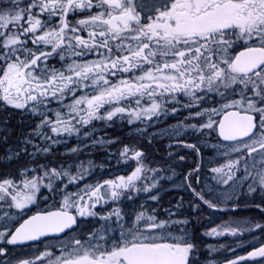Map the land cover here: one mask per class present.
<instances>
[{
  "label": "snow or ice",
  "instance_id": "1",
  "mask_svg": "<svg viewBox=\"0 0 264 264\" xmlns=\"http://www.w3.org/2000/svg\"><path fill=\"white\" fill-rule=\"evenodd\" d=\"M85 32L87 38L82 35ZM89 55L98 58L73 59L63 69L49 64L50 58L66 61ZM84 89H92L94 94L76 95ZM68 95L72 102L64 105L67 112L57 110L53 118L43 111H51L50 100L63 104ZM214 97H218L214 99L217 106L203 107ZM145 98L150 101L147 106L142 104ZM169 102L173 107L167 109ZM0 107L41 116L34 135L47 143L40 147L29 137L23 140L35 148L30 153L33 157L37 152L49 154L55 145L66 142L57 137L79 135L85 126L94 129L93 121L112 122L127 114L131 124L186 109L185 120L199 118L200 123L185 127L200 133L210 130L227 142L221 153L225 162L210 169L212 179L217 185L232 188L238 183L241 190L247 188L240 194L235 190L217 194L207 185L194 187L192 176L196 184L202 183L197 165L184 177L185 186L199 201L192 204V210L198 211L202 205L222 210L220 204L228 201L235 208L240 195L259 193L264 198V0H2ZM82 135L93 146L117 142L97 139L91 131ZM177 147L200 152L196 144L183 141ZM21 151L26 153L27 148ZM21 151L5 152L0 163L17 159ZM67 151L78 154L83 149L77 145ZM119 155L136 161L129 175L85 184L76 191L68 186L85 178L91 161L88 168L83 162L76 164V174L71 165L45 164L38 165L37 175L29 174L35 168L25 167L19 179L0 177V205L19 210L0 216V257L9 254L7 245L50 236L60 240L58 255L46 250L32 259H0V264H196L197 245L182 227L190 221L175 219L171 209H164L162 217L159 193L151 194L164 178L159 169L146 167L145 154L128 145ZM179 160L185 157L181 155ZM148 172L154 175L149 177ZM175 175L173 169L167 178ZM42 188L53 199H61L49 210L27 216L29 206L43 196ZM140 193L149 195L131 211L119 206L104 214L95 210L122 198L134 202ZM148 201L158 206L153 208ZM254 207L264 214V199ZM89 217H98L104 224L86 235H73L80 228V219ZM244 223L247 226H218L204 233L235 237L259 230V236L253 235L248 245L251 250L238 255L229 248L233 258L224 264H264V223Z\"/></svg>",
  "mask_w": 264,
  "mask_h": 264
},
{
  "label": "flooded vegetation",
  "instance_id": "2",
  "mask_svg": "<svg viewBox=\"0 0 264 264\" xmlns=\"http://www.w3.org/2000/svg\"><path fill=\"white\" fill-rule=\"evenodd\" d=\"M2 6V5H1ZM82 35L87 38V33H82ZM58 57L55 58H51V59H56ZM97 58L96 55H89L87 57H83V59L85 60H91ZM71 96V95H69ZM68 96V97H69ZM181 100H185L184 97H180ZM214 99H218V97H214L213 99H209L207 100L203 107H214L217 106L214 103ZM66 100V99H64ZM51 101L48 102V106L51 105ZM54 104V102H53ZM167 109H170L171 107H173L172 103L169 102L168 104H166ZM177 108H179V105H175ZM1 108V107H0ZM10 108V107H9ZM32 114L31 111H27V114ZM188 115V110L181 108L180 111H178L177 113L173 114L170 111L168 112L167 115L161 114L159 116H154L151 118V120H153L155 122L154 124V129L160 128L163 123L169 122L171 121L169 124H175V123H180L181 121H183L184 123H198L200 122V119L197 118L195 120H185V117ZM164 118V120H163ZM216 119H219V117H216ZM148 120V119H147ZM16 120L14 119L11 123L12 126H17L19 123H23L21 122L22 119H20V121L15 122ZM8 120L5 119V117L1 116V112H0V130L2 129V125L4 123H7ZM181 124V123H180ZM5 125V124H4ZM29 127H31V123L27 124V128L29 129ZM30 131V130H29ZM1 134V131H0ZM193 133H190V135ZM141 136L143 137V139H145L149 144L151 143V145H153L152 147H143V148H139L137 150L142 151L145 155L143 157V162L144 164H148L149 168H155L158 165H167L166 167H168L169 173L167 174L166 171H162L159 169V176L160 177H164L163 179H159V186L157 189H154L153 194L155 195L157 193H159V207H158V211L160 212V214L162 215L163 209H162V199L166 196L165 195V191L170 192V198L169 201L172 204L177 205L178 203H183L185 205V211L184 214L186 215H193L196 218H202V219H211V220H224V219H231V218H236V217H247L250 218L251 223H253V213H257V211H259V209L255 208L253 204L255 203H259L257 201H253V196H251L247 202V200H244L245 197H243L242 195H240V199L239 201H236V203L239 205L238 207H233V201L230 202H222L220 204V209L222 210H212V209H208L207 206H201L199 208L198 211H193L192 210V204L193 203H199V201L195 200L192 192L190 189H188L185 186V181H184V177L191 172L194 168H196L197 165L200 166V180H201V184H196L195 180L196 177L195 175L191 177V182L193 183L194 187L197 188H201L205 185H207L208 187H213L216 184V181L212 179L213 175L212 173H210L208 170L209 166L211 167H216L218 166L217 164L215 165L213 162H209L206 161L205 158L209 156V154L211 153V151L208 148H204L201 145H199V141L204 139V138H214V139H218L219 141H221L217 134L215 132L212 133L211 136H200L199 133H194V135H191L190 137H176L173 138L171 137V140L169 138H162L160 137V135H157V133H154V135H148V133H143L141 134ZM205 136V137H204ZM185 138V140H183ZM169 140V142L167 141ZM178 141H183L185 143H190V144H196L197 147H199L200 152L199 155L193 151L192 149H188V148H183V147H177V142ZM222 142V141H221ZM65 146L62 147V149H60V152H63V150H65ZM169 153H172V155H169ZM164 155V156H163ZM184 156L185 160L180 161L179 160V156ZM150 156V157H149ZM128 160V164L126 167L134 165L136 163V161L131 160V159H127ZM171 164H170V163ZM175 170L176 175L172 176V179H168L167 177L172 175V170ZM132 169L130 170H125V174L129 175V172H131ZM147 174V173H146ZM154 174L151 172H148L147 176L151 177ZM175 178V179H174ZM174 179V180H173ZM175 181H182V185H180L179 187H174L172 186V188L169 187V184H172ZM143 183H150V180H144L142 181ZM255 197H258L257 194L254 195ZM182 198V200H181ZM246 202L248 203V205L246 204ZM157 204V203H156ZM244 204H246L245 208H246V212L243 211L244 208ZM158 206V205H157ZM169 209H173L172 206H170ZM175 212H178V210L176 208H174ZM5 212L8 211L9 213L13 214L14 212L7 208L6 205H1L0 206V212ZM28 212V211H27ZM26 212V213H27ZM163 212V213H162ZM263 217H259V219L255 220V223L258 222V220H262V222L260 223H264V214H262ZM257 218V217H255ZM211 227H206V228H191V229H187L188 233H189V237L192 238L193 242L197 245V250L195 252V255L193 257V259L196 261V264H204L207 263V261L211 260L214 262V264H224V262L227 259H231L233 258V253L231 251H229V248H234L236 249V254L240 255V254H245L246 251L250 250L249 246H244L245 248L241 247V236L237 235L235 237H233V239H230L229 237H227V235H223L221 242L224 247L221 248L222 251L215 253V254H209L208 251L204 250L203 253V246L208 245L210 243L213 242V248L216 249V242L217 239L213 238L212 236L210 237L209 235H204L205 232L210 231ZM253 235L259 236V230H256L255 232H251ZM76 235V234H75ZM232 240V241H230ZM60 240L58 238H45L43 240L37 241V242H31V243H27V244H23V245H16V246H12V245H7V248L10 250L9 254L5 257H0V259H12V260H18V259H32L34 256V252L38 251L40 253H43L44 251L48 250V251H55L56 253H59V247L60 244H56L57 242H59ZM209 255V257H208ZM207 257V259H206ZM203 258V259H202ZM39 264V263H38Z\"/></svg>",
  "mask_w": 264,
  "mask_h": 264
},
{
  "label": "rangeland",
  "instance_id": "3",
  "mask_svg": "<svg viewBox=\"0 0 264 264\" xmlns=\"http://www.w3.org/2000/svg\"><path fill=\"white\" fill-rule=\"evenodd\" d=\"M1 5H2V0H0V6ZM45 50H48V49H45ZM97 58H94V59H97ZM73 59L77 60L78 62H82L83 60H85L83 58H76V57H69L66 61H60L59 58H56V59H51L50 58L49 59V64H50V66H54L57 69H63L65 67L66 63H70L71 60H73ZM94 59H91V60H94ZM84 94H94V92H93L92 89H84L83 91L77 90V92H76L77 96L84 95ZM68 96H66V98H65L66 100L63 101V104L57 102L56 100H52L51 105L48 106V108H50L51 111L49 112L47 109H43V111H45L49 116H52L53 118H54V114H55V112L57 110H60L61 112H67V108L64 105H67V104L72 102V97L71 96L68 97ZM53 102H54V104H53ZM123 103L126 104L127 101H125ZM149 103H150V101H148L147 98H145L142 101V104L144 106H147V104H149ZM105 107H107V105ZM133 107H135L134 104H133ZM165 108H167L166 105H165ZM9 109H11V108H9ZM33 115H36V114H33ZM36 116H37V118L33 119V123H31V127H29L30 133H34V130L36 129L37 124L41 120V116L40 115H36ZM163 120H164V118H163ZM113 121H118V122L126 121L128 123L127 114H125L123 118L116 117V118L113 119ZM170 122L171 121L163 123V125L160 128H157V129H154L155 122L153 120H147L146 118H142L141 120H137L134 123H131V124L128 123V124L130 125L129 131L132 132V133L139 134V135H141L143 133H148V135H154V133H157V135H160V137H162L164 139L165 138H169L170 140H171V137H173V138L180 137V136L181 137H186V136L190 137L191 135H194V133H199L200 136L206 135L208 137V136H211L212 133H213L210 130L206 131V132H203V133L195 132L191 128L185 127V125H188L189 122L188 123H184V124H180V123L169 124ZM108 123L110 124V122H105V121H93L92 124L95 126L94 129L92 128V126H85V127H83L81 129V134H79V135L78 134H73V135L69 136L67 134H64L62 137H57V139H61V140L66 141L65 143H60L58 145H64V146L67 147V148H65V150H63V153H68V151H67L68 149H70L72 147H75L77 145H79L81 148H84V147H87V146H93L91 144V139L90 138H86V137H84L82 135V133L84 131H91L92 132V136L97 138V139L101 138V137H103L105 140L111 139V138L108 137V133L103 130L104 126H107ZM198 123H200V122H198ZM23 124H24V122L22 123V125ZM77 127H80V126L77 125ZM43 131H48V129L45 128V129H43ZM190 133H193V134L190 135ZM183 140H185V138ZM167 141L169 142V140H167ZM45 143H47V142L43 141V146L45 145ZM198 143L202 147L208 148L211 151L209 156L205 158L206 161H209L210 163L213 162L215 165L216 164L219 165V164L225 162L226 158L224 156H222L221 153L226 150L223 147L226 144V142H221L218 139H214V138L211 139V138L208 137V138H204V139L200 140ZM58 145H55L54 147H56ZM97 145H100V144H97ZM105 145H108V144H105ZM105 145H102V146H105ZM213 145H215V147H213ZM43 146H40V147H43ZM39 154H43V153H39ZM115 157H117V158L113 162L114 165H120L121 168H125L127 166L128 160H125L124 158H121L120 155H117ZM80 162H83L85 168H88V163H86V162H88V160L82 161V160H79L78 158L77 159L74 158V162L69 164V165H71V169L70 170H71L72 174H76V172H77L76 164H78ZM145 165H146V167H148V164L145 163ZM31 166H32L31 164H29V165H23V164L20 165L16 169V171L18 172V179H19V173L21 171H23V169L25 167L29 168V170L34 169V167H31ZM68 166H66V167H68ZM135 166H136V163L134 165L126 167V169L127 170H130V169L133 170ZM166 166L167 165H165V164H163V165L160 164V165L156 166L155 168L156 169H160L162 171H166V173L168 174L169 170H168V167H166ZM56 167H58V166H56ZM211 168L212 167L209 166V169H211ZM208 171L211 173L210 170H208ZM94 172H96V170L94 168H90L89 169V173L85 176V178L83 180L78 181V183L75 185V187L72 188V189H69V190L70 191H76L78 187H83L85 184H95V183H97V182H90V181L87 180L91 175H93L92 173H94ZM130 173L131 172H129V174ZM29 174L30 175H37V174H40V172H38L37 169H36L35 172H30ZM120 175L127 176L128 174L123 173V171L120 168H117V169L112 170L111 173H109L108 176H104L102 181L105 180V179H112V178H115V177L120 176ZM212 175H214V174L212 173ZM0 177H2V176H0ZM66 181H67V179H66ZM180 185H182V181H175L172 184H169V187L170 188H172V186L179 187ZM214 188L216 189L217 194H219L220 192H229L230 193L233 190H235V192L237 194H240L241 191H243V192L247 191L246 187L243 190H241V188H240L238 183L233 185L232 188H229L227 185H217V184H215ZM41 190H43L44 193H43V196H40L38 199H39V201L41 203H44L47 200V199H44V197L46 196L45 193H46L47 189L43 188ZM151 194H153V192ZM148 195H149L148 193H140V194L135 196L134 202L133 201H128L127 199H123V198H122L121 201H118V202L109 201L108 204H106V205H103V206L98 205L95 210L100 212V213H102V214H104L106 211H110L113 207L119 206V207L122 208V210L128 212V211H131L134 207L138 206L140 203L144 202L147 199ZM254 195H253V201L259 202L262 199H264V198L261 197V195L259 193H257L258 197H255ZM242 196L245 197L244 200L251 199L250 198L251 196H245V195H242ZM60 199H61L60 196H56L54 199H52V201H50L47 204V206L51 207V206L55 205L56 202H58ZM221 200H223V197H221ZM228 202H230V201H228ZM247 202H249V201H247ZM156 203L157 202L148 201V204L151 205V207H153V208L157 207ZM44 205H46V203ZM170 206H172L173 208H176L178 210V212H175L176 213V216H174L175 219H185V218H187L190 221V216L184 214V211L186 210L184 204H183V207H181V208H177L175 204H171ZM170 206H168V207H170ZM162 209L163 210L166 209V205H162ZM167 209H169V208H167ZM243 209H245V206H244ZM11 210L14 212L13 214L18 213V211H19V210H16V209H11ZM244 211L246 212L247 210H244ZM3 213H4L3 211L0 212V216H2ZM161 216L164 217L165 213H163ZM253 216L257 217V218L253 217V223H255V220L259 219V217H263V215H262V213L260 211H257V213H253ZM81 219L84 222H86V223L91 221L92 224H96L95 228H99L101 225L104 224V221L100 220L98 217L97 218L89 217V218H81ZM195 219L203 220V224H204L203 228H206V227L208 228L207 224H209L210 220H211V219L206 220V219H202V218H195ZM201 220H198V221H201ZM245 221L251 223L250 218L243 217V216L242 217H236V218L234 217V218H231V219L229 218L227 220L224 219V221H220V220L217 219V220H214V223L210 224L209 227L213 228V227L220 226L221 229L225 225L231 226V227H236L238 225L241 226V227H245V226H247L244 223ZM260 222H262V220H258V223H260ZM182 227H185V228H188V229L199 228L197 226H195V227L191 226L190 222H189L188 225H183ZM93 229L94 228L87 229V231L84 234L86 235L88 232H90ZM225 235H227V237H229L230 239H233V237H234V236H231L230 234H225ZM238 235L241 236V244L243 245V248H245L244 246H248L250 243H252L253 234L251 232H244L243 234H238ZM212 237L217 239L216 249H218V250L217 251H211L210 250L209 246H212V248H213V242H212V243H210L208 245L203 246V248H202L203 249V253H204V250H206V251H208L209 254L213 255L215 253H218V252L222 251L221 250V244H222L221 239H222L223 235L222 236H212ZM230 241H232V240H230ZM56 244H60V241L57 242ZM39 254H40V252H38V251L36 252L35 251L33 258L36 255H39ZM56 254L58 255L59 253H56ZM208 257H209V255H208ZM206 259H207V257H206ZM204 264H207V263H204Z\"/></svg>",
  "mask_w": 264,
  "mask_h": 264
},
{
  "label": "trees",
  "instance_id": "4",
  "mask_svg": "<svg viewBox=\"0 0 264 264\" xmlns=\"http://www.w3.org/2000/svg\"><path fill=\"white\" fill-rule=\"evenodd\" d=\"M0 111H3L1 112V116L6 117L5 119L8 120L7 123H4L5 125H2V129L0 130V158H2V154H4L5 152L12 150L21 151L23 148H27V152L25 153L21 151V155L17 159L12 160L11 162L6 161L0 163V176L2 177L5 175H9L18 179V172L16 171V169L22 164H31V167L36 168L37 171L40 172L38 165L47 164L53 167H60L61 165L68 166L69 164L74 162V158L83 160L84 158H88L89 154H92L94 156V160L96 162V164L94 163L96 165V171L97 169H100L103 173H107L108 171L113 170L115 168H120V165H113V159L115 156L119 155V152L124 145H128L134 150L143 147L153 146L151 145V143L149 144L145 139H143L141 135L130 132V125L126 121H112L110 122V124L108 123L107 126H104L103 130L108 133L109 138L115 139L117 141L114 144L105 146H95V148L92 149H83V151L78 154L66 155L60 153L62 145H58L56 147H53L52 152L49 154H39L37 152L36 155L33 157L32 155H30V153H34L36 151L35 148L32 145H25L23 143V140L25 137H29L33 140L34 144L43 146V140L40 137L35 136L34 133L30 134L29 129L27 128V124L31 122L33 123V119L37 118V116L33 114L30 115L29 113L27 114V111H21L17 109L11 110L9 108H3ZM14 119L16 120V124L18 121H20V119H22L21 122H24V124L22 125L21 123H19L17 126H12L11 123ZM5 135L7 136L6 141L3 139ZM109 155L112 157L111 161L107 159ZM64 182H66V179H64ZM57 183H60V181H57ZM68 189H72V186L69 185ZM41 191L42 193H44L43 190ZM45 194L49 197L48 199H53L52 194H50L48 190H46ZM165 195L166 196L162 199L161 202L162 205H166L167 209L170 208L168 206L172 204L169 201L170 192L165 191ZM189 216L191 226H197L199 228L204 227L203 220L198 219L201 220L198 221L197 219H195V216ZM79 224L80 230L92 229L96 226V224H92L91 221L88 222V225H86V223H83L82 221H79Z\"/></svg>",
  "mask_w": 264,
  "mask_h": 264
},
{
  "label": "water",
  "instance_id": "5",
  "mask_svg": "<svg viewBox=\"0 0 264 264\" xmlns=\"http://www.w3.org/2000/svg\"><path fill=\"white\" fill-rule=\"evenodd\" d=\"M220 139H221V138H220ZM35 213H36V212H35ZM35 213H34V214H35ZM31 215H33V214H31ZM29 216H30V215H29Z\"/></svg>",
  "mask_w": 264,
  "mask_h": 264
}]
</instances>
